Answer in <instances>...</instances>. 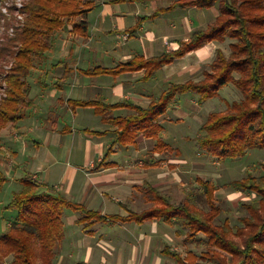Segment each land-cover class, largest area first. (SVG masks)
I'll use <instances>...</instances> for the list:
<instances>
[{
  "label": "crops",
  "instance_id": "1",
  "mask_svg": "<svg viewBox=\"0 0 264 264\" xmlns=\"http://www.w3.org/2000/svg\"><path fill=\"white\" fill-rule=\"evenodd\" d=\"M170 5L171 0H94L86 36L72 31L75 20L57 32L45 62L29 76L33 106L16 124L0 131L5 150L1 169L7 177L6 185L19 189V180L30 175L46 189L52 188L88 210L104 216H127L129 210H134L131 203L139 190L151 185L161 191L168 181L178 184L176 178L168 180L163 174V160L170 158L168 166L173 168V176L186 172L179 160H171L182 157L179 148L166 141L176 154L154 152L156 140L141 134L135 144L115 145L111 150L115 127L103 122L92 105L74 108L69 102L102 101L147 107L172 83L200 80L208 59L226 41H210L189 51L148 79L145 69L119 74L88 73L96 68L114 69L136 57L151 58L175 51L181 41L188 40L195 30L207 28L219 14L217 5L168 9ZM44 75L50 76V85ZM181 95L175 97L161 117L163 139L164 122L184 119L192 113L188 106L196 110L203 104L197 94ZM130 112L124 106L113 110L116 117ZM80 217L78 212L65 210V233L55 264H155L160 257L172 258L163 253L171 244L164 240L167 226L162 220L95 222L90 234L78 223ZM154 241L165 243L159 250Z\"/></svg>",
  "mask_w": 264,
  "mask_h": 264
},
{
  "label": "trees",
  "instance_id": "2",
  "mask_svg": "<svg viewBox=\"0 0 264 264\" xmlns=\"http://www.w3.org/2000/svg\"><path fill=\"white\" fill-rule=\"evenodd\" d=\"M94 0H31L25 9L26 19L16 38L1 49V55L13 52L20 43L15 63L7 74L8 96L0 106V131L16 124L34 104L29 76L42 65L53 49L56 34L67 22L75 20L72 31L86 36L88 14ZM217 5L219 14L207 28L195 30L180 47L151 58L136 57L114 69L96 68L88 73H114L145 69V78L164 65L198 49L210 41L233 40L228 55L218 48L212 70L204 71L198 81L172 83L147 107L102 101H69L72 107L92 105L103 122L113 125L111 150L115 145L135 144L143 134L156 140L154 152L165 156L176 154L175 148L161 138L164 130L161 117L177 95L193 92L199 103L220 95V89L233 84L241 99L227 104L224 111L209 113L199 128L197 144L200 149L217 159H237L249 150H264V0H171L168 7L211 8ZM59 64V63H58ZM57 64V65H58ZM237 74V76L235 75ZM131 110L125 116H114L116 107ZM5 150L0 138V192L7 181L1 169ZM264 168V166H263ZM20 188L13 192L6 206L17 211L9 226L0 236V264L10 257L11 264H55L57 251L64 238L65 210L81 214L77 220L86 233H93L95 222H136L162 220L186 230V241L204 242L207 249L201 254L189 250L186 256L170 246L163 253L178 264H264V174H248L224 184L238 191H249L256 198L246 202L247 214L240 217L241 226L234 228L228 220L216 223L221 206L216 200L218 186L211 180L197 177L200 189L187 193L186 199L174 204L156 187L144 188L152 205L141 212L129 210L127 216H104L71 202L52 188L26 175L19 180ZM207 206L203 208L198 204ZM203 235L204 238H200Z\"/></svg>",
  "mask_w": 264,
  "mask_h": 264
},
{
  "label": "rangeland",
  "instance_id": "3",
  "mask_svg": "<svg viewBox=\"0 0 264 264\" xmlns=\"http://www.w3.org/2000/svg\"><path fill=\"white\" fill-rule=\"evenodd\" d=\"M30 1L31 0H0V51L6 46L10 39L16 38L19 31H21L20 29L16 30V34H13V27L18 28V26H22L26 19L24 11ZM205 10L206 9H204V12H206ZM179 12L184 13L186 11L179 10ZM192 14L193 19H195V12ZM232 41L233 40L231 39H227L225 43L220 44L226 55L230 53L229 44ZM19 49L20 43L13 48V52H7L5 56H2L0 52V106L4 98L8 96L9 86L6 77L15 63V57L18 54ZM215 55L216 52L213 54L212 58L208 59L204 71L212 70L211 60L215 59ZM235 75L237 76V74ZM43 77L47 78L48 76L44 75ZM49 77L47 78V82L50 85L51 78ZM199 77L201 79L204 78L203 71L199 74ZM31 83L34 88L37 87L34 81ZM185 94L196 93L187 92ZM241 96V92L233 84H228L220 89L219 96L205 101L203 104L199 105L196 110L188 106L187 109L192 110V113L188 117L180 119L179 121L164 122L166 134L164 140L179 148L183 157H175L171 160H179V165L181 166L182 171L184 172V170H186V172L178 173V177L173 176V168L168 166V164H170V158L163 160V162L166 163V166L163 170L164 173L161 172L168 180L170 178L173 179V177L178 180L177 185H174L170 183L171 181L167 180L168 183H165L163 189L160 191L174 204L183 202L186 199L188 192L194 193L196 189H200V186L197 183L198 176L213 181L218 186L215 196L222 209L216 223H222L223 221L228 220L234 228L241 226L240 217L247 214L244 204L255 199L256 195L249 191L241 192L232 187H225L224 184L231 180L246 177L248 174H253L255 176L263 175L264 150L252 149L243 157L220 160L199 148L197 144V136L199 135L200 126L205 122L209 113L213 111H224L227 108L228 103H231L234 100H240ZM135 158L137 160L135 161L138 162L139 160L137 157ZM17 187L18 186L16 185L5 184L0 192V235L6 231L5 225L8 221L17 214L16 210L6 207L12 199L13 192L18 190ZM136 193L135 199L131 203L132 209L139 211L152 205V203L146 200L144 191L139 190ZM204 204L205 203H203V206L200 203L198 205L207 209V206ZM69 213H72V211H69ZM164 224L167 226L164 228L163 233L165 242L171 244V247L180 252L182 256H186L189 250L201 254L207 249V245L203 241H186L185 229L179 226H173V228H171L168 227V224ZM2 227H4L3 230H1ZM200 238H204L203 235H200ZM164 243L161 241H154L153 244L156 245V249L160 250V248L164 246ZM5 264H11L10 257L6 258ZM155 264L178 263L172 258L160 257L159 260H156Z\"/></svg>",
  "mask_w": 264,
  "mask_h": 264
},
{
  "label": "built area",
  "instance_id": "4",
  "mask_svg": "<svg viewBox=\"0 0 264 264\" xmlns=\"http://www.w3.org/2000/svg\"><path fill=\"white\" fill-rule=\"evenodd\" d=\"M25 22V21H24ZM24 22H23V24H24ZM23 24H22V26H23ZM22 26H18V28H20V27H22ZM16 28L17 27H13V30H14V32H13V34H16L15 32H16Z\"/></svg>",
  "mask_w": 264,
  "mask_h": 264
}]
</instances>
